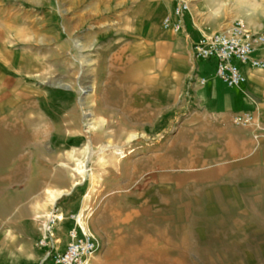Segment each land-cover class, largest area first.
I'll return each instance as SVG.
<instances>
[{"label":"rangeland","instance_id":"rangeland-1","mask_svg":"<svg viewBox=\"0 0 264 264\" xmlns=\"http://www.w3.org/2000/svg\"><path fill=\"white\" fill-rule=\"evenodd\" d=\"M183 1L199 33L264 35V0ZM156 2L0 0V264H51L52 209L88 217L92 264H264V174L219 173L188 55L146 38L172 7Z\"/></svg>","mask_w":264,"mask_h":264},{"label":"crops","instance_id":"crops-1","mask_svg":"<svg viewBox=\"0 0 264 264\" xmlns=\"http://www.w3.org/2000/svg\"><path fill=\"white\" fill-rule=\"evenodd\" d=\"M154 1H157L156 4L159 7L166 6V0ZM169 1L172 7L158 25L161 32L157 35L149 33L146 36L152 43L150 47L153 48V40L157 39L155 40L156 51L169 49L172 52L188 55L187 62L191 66L190 74L186 76L190 79L188 94L192 104L199 109L198 112L205 115L203 118L193 120V124L198 126L201 134L208 135L210 144L214 140L215 147L218 149V158L221 160L222 169L219 173L224 174V180L230 179L234 184L242 182L245 176L254 180L257 175L264 174V70L242 67L245 83L239 88H227L215 77L213 61L197 62L192 57L191 45L200 38V33L194 29V25L189 23L190 9L183 15V27L180 32L173 33L161 28L164 18L170 17L175 20L173 9L180 0ZM145 3L149 6L147 1ZM242 21L246 29L263 35L258 26L245 19ZM232 23L224 28L212 27L208 33L226 29ZM253 56L264 61V45L256 47ZM208 66L211 72L207 74L202 68ZM199 79H204L205 83L199 84ZM241 113L252 114L262 128L258 140L253 138L252 129L232 125V116ZM257 179L261 181V177Z\"/></svg>","mask_w":264,"mask_h":264},{"label":"built area","instance_id":"built-area-1","mask_svg":"<svg viewBox=\"0 0 264 264\" xmlns=\"http://www.w3.org/2000/svg\"><path fill=\"white\" fill-rule=\"evenodd\" d=\"M189 12V4L179 1L170 17L163 19L161 28L178 33L183 27L182 18ZM264 45V36L246 29L243 23L235 20L228 28L213 33H200V38L192 43V57L197 62L213 61L215 77L227 88H239L246 79L242 67L264 70V61L253 56L256 47ZM204 79H199L203 85ZM235 127L252 129L253 138L258 140L262 128L249 113L232 116ZM86 216L75 213L63 217L58 209H52L41 223V234L37 245L45 252L51 264H92L99 246L94 236L86 228ZM67 220L71 226L66 232V243L56 236V229Z\"/></svg>","mask_w":264,"mask_h":264}]
</instances>
